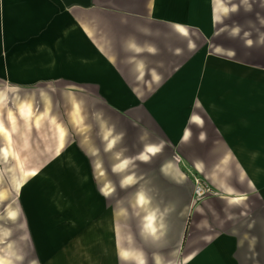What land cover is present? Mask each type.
<instances>
[{"label": "crops", "instance_id": "0c3cea01", "mask_svg": "<svg viewBox=\"0 0 264 264\" xmlns=\"http://www.w3.org/2000/svg\"><path fill=\"white\" fill-rule=\"evenodd\" d=\"M215 1L0 0V162L5 167L0 177H30L13 207L15 216L7 215L20 231L0 229V264H176L168 254L139 249L138 237L124 239L118 218L83 216L107 207L92 196L101 189L87 150L81 160H58L63 114L67 128L99 131L84 134L82 140L89 139L83 146L103 144L107 139L101 131L119 127L108 114L123 115L150 132L143 152L112 165L120 175L129 163L149 162L162 152L163 144L154 139L156 122L169 145L178 146L156 166L168 186L153 190L152 200L145 196L150 182L137 192V208L150 210L143 224L146 241L167 229L169 221L158 211L183 207L182 194L190 193L192 181L186 180L181 160L193 163L196 173L206 170L203 146L215 147L211 163L239 164L246 191L264 193V61L254 57L256 50H264V9L252 12L251 0H221L227 11L218 20ZM241 8V24L223 25ZM222 32L226 41L219 38ZM192 33L200 39L214 34L207 54L210 69L204 74L198 70L202 57H195L190 63L194 72L186 73L187 36ZM189 98L193 102L188 105ZM182 110L187 112L181 121ZM107 144H116L115 138L110 136ZM9 161H32L35 167L28 174L7 169ZM248 162L255 174L244 170ZM152 168L141 175L147 177ZM134 173L127 176L131 184L139 180ZM65 176L77 179L81 203L60 196L63 190L56 182ZM222 205L215 201L194 207L193 242L200 244L177 264H264V210L263 216L253 217L247 203L243 224L230 210L221 213ZM60 213L69 217L55 216ZM189 231L188 219L184 240Z\"/></svg>", "mask_w": 264, "mask_h": 264}, {"label": "rangeland", "instance_id": "374dc122", "mask_svg": "<svg viewBox=\"0 0 264 264\" xmlns=\"http://www.w3.org/2000/svg\"><path fill=\"white\" fill-rule=\"evenodd\" d=\"M236 6L238 1L235 3ZM242 4L241 2L239 3ZM251 11L255 12L257 10L264 9V6L261 5L259 0H251ZM234 19H230L226 21L224 24H241V13L242 8L238 11H235ZM253 15V13H252ZM233 20V21H232ZM229 22V23H228ZM192 26V24H188ZM193 27V26H192ZM199 34H188L187 36V51H186V73H193L194 67L190 66V63L193 62L194 58H204L203 67L198 68L203 74L208 72L210 67L206 66L208 63V53L212 51L210 48V42L212 40L211 34L206 36L202 34L200 39ZM258 37V34H252L253 37ZM264 37V35H262ZM219 38L224 39L226 41V33H221ZM196 40V43L194 41ZM218 40V39H217ZM258 40V39H257ZM202 44V45H200ZM197 47V48H193ZM199 49L198 51H195ZM241 52V51H240ZM254 57L256 61L263 62L264 61V50H256L254 53ZM172 68V67H171ZM173 74V73H172ZM173 76V75H172ZM204 77V76H202ZM187 85H192V81L187 79ZM188 105L192 104L193 99L189 98L186 99ZM187 112V110H186ZM186 112L182 110L180 112V120L185 119ZM108 117H112L115 122H117L116 127L117 129H111V131L102 130L101 134L103 135V144L101 145H88L83 146L82 140L84 134L85 136H89L90 133H96L98 135L99 131H89V130H78V129H71L67 128L66 123V115L63 114L60 117V133H59V140L60 145L58 146V160L64 161V159L69 157H77L80 160L82 159V152L87 150L90 153V157L94 160V164L96 166V177L94 180L96 184L100 186V191L93 193V198L99 199L100 202L104 203L107 209H100V210H91V213L85 211L86 217H104V218H111L115 219L118 218L119 222L121 223V227L123 229L124 239L130 240L131 236L139 238V249L142 248L149 252L151 255L152 253H165L168 254V260L171 263H176L183 260V254L188 251L191 247H194L196 244H200V242H193V237L195 233V223L196 222V214H194V218L192 217L193 209L197 204H201L202 202H217L218 204L222 205L223 210L220 211L221 213H227V210L235 215V221L238 219L240 223L245 224L247 219L243 216L242 213H246V204L250 203L249 207L251 206L250 213L253 217H261L263 216L264 210V193L263 194H251L250 192L246 191V182L247 180L240 179L238 174L240 172L238 168V163L232 164L227 162H213L212 160V151L215 150V147L211 145L203 146V158L206 164V170L203 171V174L196 173L193 168V163L188 161L181 160V165L183 167V171L185 174L191 179L186 178V180L192 181L190 187V193L182 194L183 197L180 199V204L183 207L172 211V208H166L163 210H159L158 212L162 214L164 213V218L167 217L169 223L167 224V229L164 231H157V235L150 236L151 238L146 241V236L142 234L146 233L147 226L143 225L145 223V216L146 213L149 212L145 209L141 210L140 206H137L136 202L137 199V192L141 189H147V183H151L152 187H149L148 193L145 195L148 199L152 200L155 197L153 190H161L162 187L168 186V183H164V178L160 175L161 173L157 170V165L160 163V159L165 156L167 153L173 152V150H178V146L169 145L168 141L165 139L163 135V130L160 122H156V130L154 133L155 142H159L163 144L162 152L159 153L153 160L149 162H141L136 160L134 162L129 163V168L124 171L121 175L112 168L113 164L119 160V158H123L124 161L127 158L135 157L137 153L143 152L144 145L148 139L147 137L150 135V132L147 130L142 129L139 126L129 122L127 117L119 114H108ZM176 118V117H175ZM121 119H123L121 121ZM177 121V119H175ZM174 123V120H172ZM64 126V128L62 127ZM113 126V125H112ZM119 128V129H118ZM16 134V131H14ZM120 134V135H119ZM149 134V135H148ZM152 134V133H151ZM112 136L115 138V143L113 146L107 144L108 138ZM0 137H2V132L0 131ZM17 138V137H16ZM98 139V138H97ZM102 139V138H101ZM0 141H3L0 138ZM93 141V140H92ZM98 141V140H97ZM5 142V140H4ZM12 143V140L10 141ZM138 143V145H137ZM133 144V145H132ZM15 148L12 146V150ZM194 149V147H191ZM226 148V147H225ZM225 148L219 147V152H226ZM19 149V147H18ZM56 148L54 149V152ZM194 152V151H193ZM17 157L18 154L15 153ZM118 155L119 157H114ZM194 155V154H193ZM101 159V161H100ZM136 159V158H135ZM111 160V161H110ZM100 161L101 165L99 168L97 167L98 162ZM114 161V162H113ZM253 162H248L243 165L244 170H247L249 174H255V167L252 166ZM260 164L264 165V162H260ZM8 165L6 168L11 170H21L22 172L27 171L30 173V169L35 167V163L32 161H9L5 163ZM61 165V164H60ZM119 163L116 165V167ZM223 165V166H222ZM154 166V168H152ZM224 167V170L222 167ZM4 164L0 162V170L4 169ZM150 169L149 175L143 176L141 175L146 170ZM218 168V170H216ZM135 171L134 174H138L139 180L138 183L130 182L127 179V176L132 172ZM17 174V172H15ZM68 173V172H67ZM72 173V172H69ZM13 174V172H11ZM146 174V172H145ZM144 174V175H145ZM161 177V178H160ZM30 177H14V176H3L0 177V229L10 228L11 230L15 229V234L18 233L20 230L17 227L16 222L9 217H7L9 209L16 207L19 205V201L22 199V188L25 185V182L28 181ZM46 180V179H45ZM55 183L54 179H52ZM60 181L56 182V185H59L62 190L63 194L60 196L68 197L73 202L81 203L83 201V196L81 194V189L77 184V179H74L70 176H65L59 179ZM184 186V185H183ZM201 187L203 189L204 194L199 196L196 193V189ZM252 192V191H251ZM264 192V190L262 191ZM146 197V198H147ZM147 200V199H146ZM228 204V205H227ZM157 205V204H156ZM153 207V205H152ZM157 209V206H155ZM158 210V209H157ZM70 215V210H67ZM172 211V214H171ZM82 212V210L80 211ZM67 213H60L55 216H64L69 217ZM248 213V212H247ZM71 216V215H70ZM82 216V213L81 215ZM226 216V215H225ZM251 216V215H250ZM190 217V218H189ZM211 217V215H209ZM189 219L190 231L186 234L185 240L182 238L183 230L186 221ZM233 228V225H231ZM242 228V227H241ZM244 228L240 231L243 232ZM159 232H162L159 233ZM193 242V243H192ZM124 248H129L128 242H124Z\"/></svg>", "mask_w": 264, "mask_h": 264}, {"label": "bare ground", "instance_id": "6f19581e", "mask_svg": "<svg viewBox=\"0 0 264 264\" xmlns=\"http://www.w3.org/2000/svg\"><path fill=\"white\" fill-rule=\"evenodd\" d=\"M213 8H214L215 19H218V20L220 19V16L223 15L224 13H226V11H227V6L221 0H216L215 2H213ZM148 149L152 150L154 148L152 146H148ZM125 165H126L125 162H123L122 164L119 165V168L122 170L124 168H121V167H126ZM127 179H129V177ZM141 200H143V195L142 194L140 195V201ZM15 211H16V209H14V208H10L9 209V212L11 213L12 216L13 215L15 216V213H16ZM153 218H154V214H153V216L151 215L149 217V219H148L149 223L152 222ZM124 253H126L125 250H124Z\"/></svg>", "mask_w": 264, "mask_h": 264}, {"label": "built area", "instance_id": "2783aa9c", "mask_svg": "<svg viewBox=\"0 0 264 264\" xmlns=\"http://www.w3.org/2000/svg\"><path fill=\"white\" fill-rule=\"evenodd\" d=\"M205 191H203V189H201V187H198V189H196V193L201 196L202 194H204Z\"/></svg>", "mask_w": 264, "mask_h": 264}, {"label": "snow or ice", "instance_id": "6c2138e0", "mask_svg": "<svg viewBox=\"0 0 264 264\" xmlns=\"http://www.w3.org/2000/svg\"><path fill=\"white\" fill-rule=\"evenodd\" d=\"M181 31H183V29H181Z\"/></svg>", "mask_w": 264, "mask_h": 264}]
</instances>
